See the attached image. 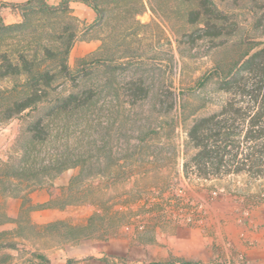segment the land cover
<instances>
[{
	"label": "rangeland",
	"instance_id": "1",
	"mask_svg": "<svg viewBox=\"0 0 264 264\" xmlns=\"http://www.w3.org/2000/svg\"><path fill=\"white\" fill-rule=\"evenodd\" d=\"M86 1L102 11L103 20L98 24L96 18L92 23L78 18L71 6L68 12L47 14L35 7L28 11L23 28L0 33V52L13 57L25 54L39 69L56 76L53 89L38 109L6 121H2V108L25 94L24 80L0 82V176L6 164L16 166L18 172L19 168L27 171L12 177L11 184L0 182V243L16 242L24 251L41 253L44 243L51 246L59 237L85 234L97 224L131 222L142 225L143 232L159 226L163 233L169 228L195 225L197 222L191 224L186 219L191 214L198 218L190 194L201 182L183 172L185 157L193 152L187 127L196 117L219 110L226 101L227 95L217 90V73L227 72L254 52L257 43L264 44V0H214L238 28L230 36L195 44L187 43L183 35L194 29L187 16L198 7L199 0ZM1 3L0 22L6 26L25 23L20 12V19L15 21L13 11ZM71 37L74 44L66 64L73 71L72 77L61 70ZM92 42L99 45L91 46ZM47 49L55 56L48 55ZM138 78L145 82L149 95L133 103L124 87ZM86 88L95 92L90 104L80 109L57 108L58 100ZM39 118L48 137L32 143L28 127ZM83 166H88L87 175L92 168L91 176L83 175ZM71 170L75 171L71 187L77 183L74 186L78 189L75 200L79 197L98 204L102 214L90 221L86 231L81 227L73 230L64 222H55L58 224L45 231L27 223L34 209L28 199L34 191L31 188L53 186L58 177ZM219 180L226 191L234 185L264 190V178L240 174ZM220 186L210 193L223 190ZM124 194L127 202L121 200ZM16 198L24 199L20 214L24 218L9 221L10 200ZM115 205L118 210H113ZM123 207H127L126 215ZM14 222L17 230L10 225ZM181 240L174 242L184 246ZM20 254L4 249L0 264H22ZM162 264L189 262L171 257Z\"/></svg>",
	"mask_w": 264,
	"mask_h": 264
},
{
	"label": "trees",
	"instance_id": "2",
	"mask_svg": "<svg viewBox=\"0 0 264 264\" xmlns=\"http://www.w3.org/2000/svg\"><path fill=\"white\" fill-rule=\"evenodd\" d=\"M74 1L82 2L91 8L97 15V24L103 20L99 7L86 0H61L58 5H50L46 0L2 2L3 8L20 12L25 23L6 26L0 22V33L23 28L28 20L27 13L32 8L38 7L46 14L68 12L71 2ZM187 22L194 26L191 32L183 35L190 44L199 40L230 36L238 28V23L219 9L214 0H199L198 7L189 11ZM73 44L74 38L71 37L64 50V63L61 68L62 73L70 77L73 76V71L66 64V60ZM256 48L253 49L254 52L235 62L227 72L217 73V90L227 95L226 101L219 110L196 117L187 127L188 143L193 150L191 154H187L183 163V172L187 177L193 175L198 179L211 180L245 174L251 179L264 178V44L257 43ZM46 53L55 56L49 49ZM10 79L24 80L25 94L5 104L2 108V121L20 116L28 110L38 109L53 89L56 76L50 71L39 69L36 61L25 54L19 53L17 57H13L8 52L1 51L0 82ZM124 89L133 103L144 100L149 95V89L141 78L131 80ZM94 96L95 92L90 88L73 92L58 100L60 104L57 108L80 109L90 104ZM28 132L32 143L43 142L48 137L42 118L33 121L28 127ZM24 154L28 155V151H24ZM5 166L4 174L0 176V182L4 185L11 184L12 177L27 172L24 168H19V173L15 170L16 166ZM86 168L88 166L82 168L83 175L85 173L87 177L91 176L92 168L88 175ZM75 184L77 183H73L72 187ZM37 188L38 185H35L31 191ZM20 217V220L24 218L22 215ZM20 220L19 226L22 225ZM27 223L31 224L29 218ZM32 226L40 227L34 224ZM4 249L18 250L24 260L22 264H50L44 254L24 251L16 242L0 243V251ZM68 264H76V261H69Z\"/></svg>",
	"mask_w": 264,
	"mask_h": 264
},
{
	"label": "crops",
	"instance_id": "3",
	"mask_svg": "<svg viewBox=\"0 0 264 264\" xmlns=\"http://www.w3.org/2000/svg\"><path fill=\"white\" fill-rule=\"evenodd\" d=\"M1 1L22 3L28 0ZM46 1L51 5L60 3V0ZM71 8H75L78 18L86 19L88 23L95 21L96 14L91 8L83 4L77 6V3H71ZM12 16L15 21L20 19L17 12L13 11ZM90 45L97 47L99 42ZM74 174L71 170L58 177L53 186L41 187L29 195V205L34 208L29 218L32 224L40 226L38 229L45 231L55 222H64L73 230L81 227L86 231L91 227V219L102 214L98 204L82 203L79 197L75 200L78 189L71 187ZM199 180L201 184L196 188L193 186L190 195L193 203L200 201L204 206L205 224L169 228L164 233L159 226L153 227L151 232H143L139 225L131 222L94 225L85 234L59 237V241L51 246L44 245L46 238H43L41 253L50 264H68L69 261H76V264H162L171 257L182 258L189 264H208L216 258L226 264H264V190L234 185L226 191L220 186L219 178ZM219 186L225 190L224 194L219 198H208L211 189ZM126 192L128 194L130 190L126 189ZM127 194L120 196L122 202H127ZM10 202L9 216L18 219L24 199H11ZM127 207L121 208L125 215ZM118 209L115 205L113 210ZM10 225L17 230L16 222ZM47 235L53 236L49 232ZM178 239H182L184 246L174 242Z\"/></svg>",
	"mask_w": 264,
	"mask_h": 264
},
{
	"label": "built area",
	"instance_id": "4",
	"mask_svg": "<svg viewBox=\"0 0 264 264\" xmlns=\"http://www.w3.org/2000/svg\"><path fill=\"white\" fill-rule=\"evenodd\" d=\"M224 194L223 190H219V191H213L210 193V197L211 198H219ZM192 205L196 206V212H198V218L191 214L187 217V222L189 223H194L197 222L198 224H203L205 222V209L204 206L202 205V203H193L191 202ZM196 223V224H197ZM140 229H143L142 225H140ZM191 264H201V263H191ZM208 264H226L224 260L220 259V258H216L214 259L211 263Z\"/></svg>",
	"mask_w": 264,
	"mask_h": 264
}]
</instances>
